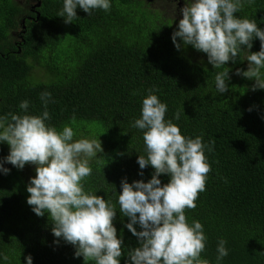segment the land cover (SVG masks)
I'll return each mask as SVG.
<instances>
[{
	"label": "trees",
	"instance_id": "obj_1",
	"mask_svg": "<svg viewBox=\"0 0 264 264\" xmlns=\"http://www.w3.org/2000/svg\"><path fill=\"white\" fill-rule=\"evenodd\" d=\"M63 3L37 0L29 9L0 0V116H40L45 111L41 94L48 92L49 126L58 131L72 127L74 140L101 141L103 152L91 161L93 172L84 188L116 205L120 264H131L127 252L140 244L126 227L129 218L119 212L118 194L125 178L130 184L147 183L154 174L150 165L140 169L137 163L146 151L143 131L132 125L141 118L148 90L158 89L152 94L167 104L165 119L182 135L202 136L213 148L205 150L211 165L206 190L198 194L194 210L185 209L188 223L199 221L207 237L201 259L264 264V90L252 91L255 80L236 74L247 71L246 51H260L259 39L250 50L241 46L236 61L225 65L231 69L229 90L220 94L215 74L222 69H214L207 55L191 45L177 50L171 37L178 22L163 10L148 8L144 0H110L108 12L97 9L88 15L77 7L78 18L66 24V17L58 16ZM243 5L234 15L255 20L264 30V0H243ZM171 9L177 12V5ZM34 68L43 79H30ZM22 101H28L27 110L20 108ZM9 151L0 143V163L10 170L0 171V264H27L29 255L33 264H85L72 245L62 238L55 242L48 214L38 217L27 204L35 165L17 169L4 162ZM158 179L162 185L170 181L166 174ZM220 239L227 241L229 254L217 261Z\"/></svg>",
	"mask_w": 264,
	"mask_h": 264
},
{
	"label": "clouds",
	"instance_id": "obj_2",
	"mask_svg": "<svg viewBox=\"0 0 264 264\" xmlns=\"http://www.w3.org/2000/svg\"><path fill=\"white\" fill-rule=\"evenodd\" d=\"M243 6V0H185V6L180 9L183 18L171 37L177 50L191 45L207 55L214 69H222L215 74V86L220 94L229 90L231 69L225 65L236 61L241 46L250 50L254 39H259L260 51L251 54L246 51L247 71L237 69L236 74L255 80L252 91L264 90V30L255 20L234 15ZM77 7L91 15L97 9L108 12L111 3L110 0H64L58 16L66 17L64 22L70 24L78 18ZM155 91L158 89L148 90L142 101L141 118L132 125L143 131L146 151V156H138L137 163L140 169L150 165L154 174L147 183L140 180L130 184L125 178L118 194L119 212L129 218L126 227L140 244L127 255L131 264H210L207 259H201L207 241L203 225L199 221L190 225L185 209L194 210L198 194L206 190L211 165L205 150L210 152L213 148L203 143L202 136L193 139L182 135L172 120H166L168 106L152 94ZM49 99L50 93L41 94L45 111L40 116L11 113L0 116V143H6L10 149L4 162L21 170L25 165H35L36 175L27 186V204L38 217L48 214L57 244L62 238L72 245L75 257H83L85 264L89 261L120 264L123 241L117 237L113 224L116 205L85 191L83 183L92 175L91 161L99 160L98 154L103 152L101 141L74 140L76 133L72 127L66 125L58 131L49 126L46 123L50 119L46 110ZM28 107V101L20 103L21 109ZM180 115L178 110L174 118L179 120ZM0 171L10 172L2 163ZM164 174L170 181L162 185L158 177ZM137 224L141 231L134 227ZM226 243L219 240L217 261L228 256ZM3 259L8 260V256ZM26 260L27 264H33L31 255Z\"/></svg>",
	"mask_w": 264,
	"mask_h": 264
},
{
	"label": "rangeland",
	"instance_id": "obj_3",
	"mask_svg": "<svg viewBox=\"0 0 264 264\" xmlns=\"http://www.w3.org/2000/svg\"><path fill=\"white\" fill-rule=\"evenodd\" d=\"M15 1L17 2V4L24 5L25 8H29V9L37 2V0H15ZM144 1L148 6V8L163 10L165 13H167V15L172 16L171 18L176 20L178 23L179 20L183 18L180 9H182L185 6V0H144ZM173 3L177 5V9H178L177 12H174L171 9ZM12 35L13 38L17 40L18 30L16 32H13ZM30 79L36 81L37 79L40 80L43 78H42V74L39 73V70L37 68H34L31 72Z\"/></svg>",
	"mask_w": 264,
	"mask_h": 264
}]
</instances>
